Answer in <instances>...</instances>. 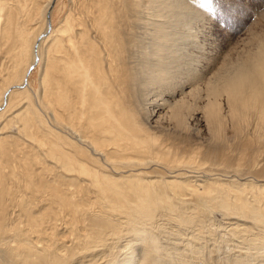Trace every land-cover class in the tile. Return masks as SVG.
<instances>
[{
  "label": "bare ground",
  "instance_id": "bare-ground-1",
  "mask_svg": "<svg viewBox=\"0 0 264 264\" xmlns=\"http://www.w3.org/2000/svg\"><path fill=\"white\" fill-rule=\"evenodd\" d=\"M195 2L0 0V264H264V30Z\"/></svg>",
  "mask_w": 264,
  "mask_h": 264
},
{
  "label": "rangeland",
  "instance_id": "rangeland-1",
  "mask_svg": "<svg viewBox=\"0 0 264 264\" xmlns=\"http://www.w3.org/2000/svg\"><path fill=\"white\" fill-rule=\"evenodd\" d=\"M195 3H198V6L202 7L203 10L205 9L204 11L207 12V14L208 12L212 14V17H211L212 22H215L217 24L218 26L217 28H219L221 40L222 41L225 40L226 45L229 44V46H231L236 41H242V40L247 39L249 35H251L253 32L264 30V22L262 19L260 20L261 18L260 16L264 14V0H197V2ZM63 15H64V12L61 11L59 8H57L53 14V24L56 25L59 22V20L63 17ZM225 20H232L233 24L227 25ZM32 66H33L32 68L33 71L31 73L29 81L31 84V90L34 91V89H39V87H41L40 78L42 76V71H41L42 69L39 70L36 64ZM165 99L171 100V97L166 96ZM158 110H159L158 115H162L166 111V108H160ZM45 111L43 112L45 116L48 117V114ZM156 118L157 116L154 117V119ZM195 123L196 121L189 122L190 137L185 143L186 144L189 143L188 145H191V144L195 145L194 143H204L205 144L207 142L205 140L209 137V133L207 132V129L205 128L203 123L200 122V125L198 122L196 124ZM154 124L155 122L152 123V125ZM166 128L167 130L170 129L168 127ZM191 135H192V138H191ZM157 168L158 167L156 166H152V167L147 168V170H150V171L152 170L151 174L153 176L158 175V174L160 175L159 173L160 171H164V170L167 171L163 167H161L160 169H157ZM205 173L206 172L204 171H202V173L200 171L197 174L204 176V178L205 177L211 178L216 175H219L217 173L211 174L212 172L206 173V174ZM216 216L221 217L219 213H216ZM218 232H220V235L224 234L223 233L224 231L222 230H219ZM230 244L232 247H234V249L231 252L227 253L229 254V257L232 255L240 256V254H243V252L241 251L239 252L238 249L236 250L235 247L238 244L236 241L231 242ZM224 246H225V242L223 244V247ZM213 254L215 255H213L212 258L215 259L217 257L216 256L217 254L216 253H213ZM227 256L228 255H225V254L221 256L223 259V262L224 264H231V261L229 260V257ZM155 263L158 264L157 262Z\"/></svg>",
  "mask_w": 264,
  "mask_h": 264
}]
</instances>
